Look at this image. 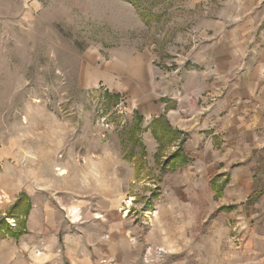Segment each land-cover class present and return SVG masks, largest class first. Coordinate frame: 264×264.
Returning a JSON list of instances; mask_svg holds the SVG:
<instances>
[{
	"label": "rangeland",
	"instance_id": "obj_1",
	"mask_svg": "<svg viewBox=\"0 0 264 264\" xmlns=\"http://www.w3.org/2000/svg\"><path fill=\"white\" fill-rule=\"evenodd\" d=\"M200 45L246 83L242 103L227 137L162 173L179 141L164 147L132 94ZM50 216L57 239L33 244L66 263L264 264V0H0V221ZM22 246L3 234L0 264Z\"/></svg>",
	"mask_w": 264,
	"mask_h": 264
},
{
	"label": "crops",
	"instance_id": "obj_2",
	"mask_svg": "<svg viewBox=\"0 0 264 264\" xmlns=\"http://www.w3.org/2000/svg\"><path fill=\"white\" fill-rule=\"evenodd\" d=\"M216 50L217 48L213 45L198 46L194 54L186 59L187 64L180 72L170 74L163 71V78H160L159 83L151 82L149 86L146 85L143 94L138 90L132 94L138 103V113L144 119L146 127H151L156 119L160 120L164 117L174 129L189 137L184 146L190 161L192 157L188 153L190 151L189 146L203 143L207 140L208 135L214 137L221 134L227 137L232 131L233 111H237L234 109V104L242 103L240 97L242 92L238 91L239 88L242 91L246 83L241 82L240 86L232 89L233 87L228 83L230 68L221 66L216 56ZM253 53L258 54L259 51L254 50ZM256 68H260V64H257ZM153 69L156 71L159 68L150 65L149 70H151L152 76ZM156 77H158V73L155 72ZM208 80L209 82L211 80L218 81L222 84L221 86L214 82L208 84ZM225 83L228 85L225 86ZM201 93L210 96L208 98L211 101L204 105L207 100H201ZM145 138L149 143L154 140L150 129L145 132ZM29 219L31 220V216ZM53 220L55 219L52 216L46 217L42 226L30 225L32 229L29 226L31 222H28L27 234L20 237L23 244L22 249L18 250L23 259L22 264H76L66 263V257L71 253V250H64L65 255L63 256V253L57 250V245L43 249L34 246L35 241L48 239L47 237L50 235L53 239H55L54 237L57 239ZM67 245L66 248H69ZM115 246V243H111L105 247V251L112 261L119 253Z\"/></svg>",
	"mask_w": 264,
	"mask_h": 264
},
{
	"label": "trees",
	"instance_id": "obj_3",
	"mask_svg": "<svg viewBox=\"0 0 264 264\" xmlns=\"http://www.w3.org/2000/svg\"><path fill=\"white\" fill-rule=\"evenodd\" d=\"M158 122V123H157ZM160 122V123H159ZM159 124V126H158ZM154 126L153 133L157 137L158 141L162 143V145H174L178 143L177 151L173 152L167 160L162 164V173H169V172H176L183 166L187 165L190 161L188 155L183 149V144L187 141V135H184L179 130L174 129L168 122H166L163 118L159 121H156L152 124ZM145 154V153H143ZM141 169V167H140ZM213 188L216 192V196L222 194V190L224 189V185H217V179L212 181ZM217 187V188H216ZM159 195H154V198H158ZM28 212V210H27ZM25 233H27L26 228L23 230H14L11 229L6 221H0V239L2 238L3 234L10 236L11 238H20Z\"/></svg>",
	"mask_w": 264,
	"mask_h": 264
},
{
	"label": "bare ground",
	"instance_id": "obj_4",
	"mask_svg": "<svg viewBox=\"0 0 264 264\" xmlns=\"http://www.w3.org/2000/svg\"><path fill=\"white\" fill-rule=\"evenodd\" d=\"M64 173H66V172H64Z\"/></svg>",
	"mask_w": 264,
	"mask_h": 264
}]
</instances>
